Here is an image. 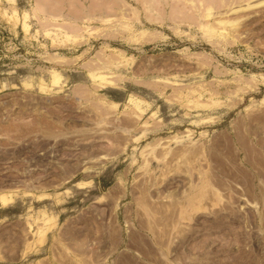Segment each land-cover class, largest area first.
Here are the masks:
<instances>
[{
  "label": "rangeland",
  "instance_id": "374dc122",
  "mask_svg": "<svg viewBox=\"0 0 264 264\" xmlns=\"http://www.w3.org/2000/svg\"><path fill=\"white\" fill-rule=\"evenodd\" d=\"M0 264H264V0H0Z\"/></svg>",
  "mask_w": 264,
  "mask_h": 264
},
{
  "label": "bare ground",
  "instance_id": "6f19581e",
  "mask_svg": "<svg viewBox=\"0 0 264 264\" xmlns=\"http://www.w3.org/2000/svg\"><path fill=\"white\" fill-rule=\"evenodd\" d=\"M2 201H3V203L5 202L4 199Z\"/></svg>",
  "mask_w": 264,
  "mask_h": 264
}]
</instances>
